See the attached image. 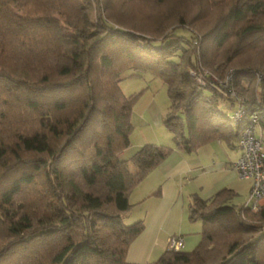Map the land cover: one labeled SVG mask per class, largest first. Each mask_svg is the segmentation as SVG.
Returning <instances> with one entry per match:
<instances>
[{"label":"trees","instance_id":"trees-1","mask_svg":"<svg viewBox=\"0 0 264 264\" xmlns=\"http://www.w3.org/2000/svg\"><path fill=\"white\" fill-rule=\"evenodd\" d=\"M179 3L199 10L146 13L159 25L151 39L101 0H0V264H264V203L235 208L228 188L189 206L188 219L202 225L192 250L127 261L144 227L122 220L130 192L172 147L122 157L140 95L123 93L122 73L163 82V124L180 150L231 145L251 113L264 134V0ZM225 103L240 104L243 120ZM227 211L238 229L222 225Z\"/></svg>","mask_w":264,"mask_h":264},{"label":"rangeland","instance_id":"rangeland-1","mask_svg":"<svg viewBox=\"0 0 264 264\" xmlns=\"http://www.w3.org/2000/svg\"><path fill=\"white\" fill-rule=\"evenodd\" d=\"M103 1L108 2V6H110V9H113L114 14L119 16V20L124 24V26L133 27L136 30H140L142 31V34L151 39L152 37L155 38L157 34L150 35L148 31L158 28L159 25L158 23H155L156 19L151 20L152 18L150 15L148 16L146 13H152L155 8L156 10L159 8L161 12L169 15L179 8L181 11L186 9L188 15L194 16L199 10L197 5L198 3H193V7H191L188 11L187 8H183L182 4L179 3L180 0H170L166 5L160 6H157V4L154 6L152 0H101L102 3ZM185 1L186 0H182V3ZM204 17L207 20L209 15L207 14ZM201 18L202 17L199 19ZM164 38V36H161L159 37V40L163 41ZM197 53H199V51H197ZM201 53L203 54L201 51L199 53V57L201 56ZM191 73L195 74V72L192 70ZM195 79L196 81L199 80L196 78V76ZM198 82L202 83V79ZM120 86L123 93L126 95L140 92V95H138L139 97L136 103L133 105L131 111L132 130L129 135L130 143L128 147L122 152V157H132V155H134L144 145L162 144L169 147L174 146L171 132L163 124V119L170 110L166 86L163 84V82L159 78H153L147 72L127 70L120 76ZM216 143L217 142L214 141V143L211 144H203L196 151L186 153L189 162H191V167H197L198 158L202 163L199 164V166L205 169L217 168V166H212L213 162L219 165L227 162L233 154L230 146L225 141H220L218 144ZM129 168L131 171L136 169L132 162H130ZM229 170L230 169H224L223 172H217L219 170H210L208 171V173H211L209 175L203 177L198 175L195 177V179L193 178L191 180L189 189L198 191L197 184L206 185L209 184L207 182H211L213 180L219 179L222 181V178H232L231 172H229ZM154 176L155 173L152 171V173L145 180H143L139 185L133 187V192L129 197V200L132 203L131 207L129 208L130 211L129 213H126L122 216L124 223L130 224L135 222L137 220L136 215L141 212L140 209H142L144 212V210L151 205L152 199L150 197H147L148 199H146V196L150 194L151 188L155 185L154 181H152ZM239 182L240 181L237 179L234 181L235 184H238ZM143 197H145V201L138 203L137 201L143 199ZM243 199V195L242 197H235L231 203L238 206L241 205ZM227 222V220L226 222H222L224 228L227 230H233L234 228L231 227V224H227ZM191 224L197 226L196 230L200 232L202 227L200 219L194 222L189 221L187 226ZM183 229H185L183 230V233H188L191 231L189 230V227H185ZM196 236H198L199 241L200 234H197ZM188 240L190 241V239ZM194 246L195 244L191 246V243L186 239V244L182 247V249L185 251H190L194 248ZM161 253L157 254V256H155L152 261L157 259Z\"/></svg>","mask_w":264,"mask_h":264},{"label":"crops","instance_id":"crops-1","mask_svg":"<svg viewBox=\"0 0 264 264\" xmlns=\"http://www.w3.org/2000/svg\"><path fill=\"white\" fill-rule=\"evenodd\" d=\"M222 109L229 116L234 111L232 104H222ZM214 141L218 144V142L222 140L216 139L209 143H214ZM209 143H206V145ZM229 146L233 154L225 163L219 165L213 162L212 166H217V168L205 169L200 167L199 164L202 163L199 158L197 167L193 168L191 167V162H189L187 158L186 153L189 152H185L175 146H171L172 149L169 151L167 156L156 167L148 171V173L137 185L145 180L152 173V171L155 173L152 180L155 185L153 184L154 187L151 188L150 194L146 196V199L150 197L152 202L151 205L144 210V212L140 209L141 212L136 215L137 220H141L144 227L141 233L129 245L127 250V261L133 263H147L152 261L157 254L166 249V240L171 235L181 236L183 238V246L186 244V239L191 243V246L194 244L196 246L198 243V236L196 235L200 232L196 230L197 226H194L193 224L187 226L189 221L194 222L188 219V208L192 204L199 205L200 200L211 199L217 191L223 188H228L232 191L231 201L235 197H242L243 195L244 199L241 205L248 202L251 180L238 178L233 167L234 162L241 154V150L238 146V140H234ZM224 169H230L229 172H231L232 178H222V181L219 179L213 180L211 182H207L209 184L206 185L197 184L198 191L189 189L191 180L193 178L195 179L198 175L203 177L211 174L208 173L210 170H219L217 172H223ZM236 179L240 181L238 184L234 183ZM132 192L133 189L131 190L130 195ZM144 198L145 197L137 202L140 203L145 201ZM241 205L233 206L237 208ZM129 211L130 210H127L123 213V215L129 213ZM220 219L222 222H226L227 220V224H231V227L234 228L233 230L239 228V224L232 211L225 212L220 216ZM197 220L198 219L195 221ZM185 227H189V230L191 231L183 233V230H185L183 228ZM188 239H190V241Z\"/></svg>","mask_w":264,"mask_h":264},{"label":"built area","instance_id":"built-area-1","mask_svg":"<svg viewBox=\"0 0 264 264\" xmlns=\"http://www.w3.org/2000/svg\"><path fill=\"white\" fill-rule=\"evenodd\" d=\"M193 75L199 80L202 79L199 74ZM229 96L238 103L241 100V97L233 90L229 92ZM244 113V108L237 104L230 117L236 123L243 120ZM242 124L238 136V146L241 154L234 162L233 167L239 178L251 180L248 202L245 206L256 212L264 203V134L254 113H251L247 121H243ZM182 247L183 238L181 236L171 235L167 238V249L176 251L182 249Z\"/></svg>","mask_w":264,"mask_h":264}]
</instances>
